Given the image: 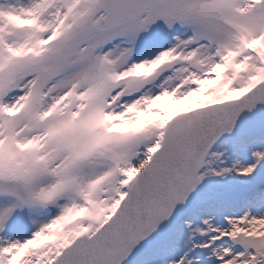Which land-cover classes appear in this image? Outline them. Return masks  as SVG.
Masks as SVG:
<instances>
[{
    "label": "snow or ice",
    "instance_id": "snow-or-ice-1",
    "mask_svg": "<svg viewBox=\"0 0 264 264\" xmlns=\"http://www.w3.org/2000/svg\"><path fill=\"white\" fill-rule=\"evenodd\" d=\"M0 264H264V0H0Z\"/></svg>",
    "mask_w": 264,
    "mask_h": 264
}]
</instances>
